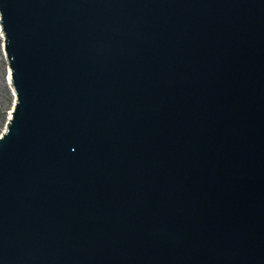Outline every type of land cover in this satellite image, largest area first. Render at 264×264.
I'll return each mask as SVG.
<instances>
[{
    "label": "water",
    "instance_id": "obj_1",
    "mask_svg": "<svg viewBox=\"0 0 264 264\" xmlns=\"http://www.w3.org/2000/svg\"><path fill=\"white\" fill-rule=\"evenodd\" d=\"M0 14V264H264V0Z\"/></svg>",
    "mask_w": 264,
    "mask_h": 264
},
{
    "label": "rangeland",
    "instance_id": "obj_2",
    "mask_svg": "<svg viewBox=\"0 0 264 264\" xmlns=\"http://www.w3.org/2000/svg\"><path fill=\"white\" fill-rule=\"evenodd\" d=\"M3 43L0 34V135L4 132L8 119L14 109L16 98L8 84L9 78V63L3 51Z\"/></svg>",
    "mask_w": 264,
    "mask_h": 264
},
{
    "label": "bare ground",
    "instance_id": "obj_3",
    "mask_svg": "<svg viewBox=\"0 0 264 264\" xmlns=\"http://www.w3.org/2000/svg\"><path fill=\"white\" fill-rule=\"evenodd\" d=\"M1 17V16H0ZM0 34H1V37H2V40L4 41V38H5V34H4V31H3V28H2V25H0ZM3 51H5V43H3ZM6 52V51H5ZM11 70H10V72H9V78H8V84L10 85V87H11V89H12V91H13V95H14V97H16V94H15V89H14V87H13V81H12V77H11ZM15 105V104H14ZM13 111H14V109H13ZM13 111H12V113H11V116H10V118L9 119H11L12 118V116H13Z\"/></svg>",
    "mask_w": 264,
    "mask_h": 264
}]
</instances>
